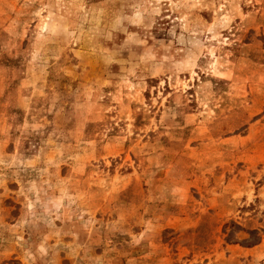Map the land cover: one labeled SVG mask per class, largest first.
Instances as JSON below:
<instances>
[{"label": "rangeland", "instance_id": "1", "mask_svg": "<svg viewBox=\"0 0 264 264\" xmlns=\"http://www.w3.org/2000/svg\"><path fill=\"white\" fill-rule=\"evenodd\" d=\"M0 264H264V0H0Z\"/></svg>", "mask_w": 264, "mask_h": 264}]
</instances>
